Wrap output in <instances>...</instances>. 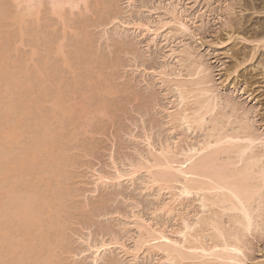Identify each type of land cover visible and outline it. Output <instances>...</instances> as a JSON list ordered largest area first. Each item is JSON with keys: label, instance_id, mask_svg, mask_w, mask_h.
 I'll return each instance as SVG.
<instances>
[{"label": "rangeland", "instance_id": "obj_1", "mask_svg": "<svg viewBox=\"0 0 264 264\" xmlns=\"http://www.w3.org/2000/svg\"><path fill=\"white\" fill-rule=\"evenodd\" d=\"M38 1L0 0V123L6 124L0 129L18 121L20 141L0 150V161L7 162L0 168L9 165L14 174V189L0 181V217L13 215L20 227L29 226L42 248L36 261L23 248L17 258L24 256L23 264H223L227 252H218L221 260L208 251L203 257L200 248L226 240L242 249L234 255L237 263L264 264V144L253 151L262 162L258 179L256 171L252 176L260 190L250 231L239 213L217 200L222 195H183L181 177L166 188L152 181L164 172L153 164L162 162L165 148L178 165L189 149L220 133L244 135L246 126L264 142V47L249 59L256 43L244 39H257L264 1L67 0L59 14L55 0ZM201 117L202 125L195 122ZM45 125L54 137L44 133ZM48 142L55 145L53 156L36 149ZM34 144L37 160L19 167ZM237 144L232 150L238 151ZM227 148L204 155L215 154L210 157L218 170L228 163L237 171L250 165V156L240 162L242 156ZM25 193L53 207V229L44 215L35 223V204L26 214L17 211L30 204ZM51 229L54 246L47 255L40 238ZM14 232L22 234L18 227ZM160 234L180 245L164 246ZM164 248L179 249L167 256ZM2 249L0 264L15 260Z\"/></svg>", "mask_w": 264, "mask_h": 264}, {"label": "bare ground", "instance_id": "obj_2", "mask_svg": "<svg viewBox=\"0 0 264 264\" xmlns=\"http://www.w3.org/2000/svg\"><path fill=\"white\" fill-rule=\"evenodd\" d=\"M36 1L37 2H39L38 0H31V2H32V4H34V2H35V4H36ZM256 1V0H255ZM264 1V0H263ZM30 2V1H29ZM54 2V1H53ZM69 2H71V1H69ZM67 0H55V3H54V6L56 7V11H55V13H57V14H59L60 13V10L63 8V6L66 4V3H69ZM31 4V6L33 7L34 5H32ZM74 4L75 5H77V2H74ZM253 4H254V2H253ZM31 7V8H32ZM35 7V6H34ZM256 7H257V5H256ZM264 7V6H263ZM36 8V7H35ZM255 8V7H254ZM253 9V8H252ZM257 11H258V9L257 8H255ZM254 10V9H253ZM62 11V10H61ZM262 11V10H261ZM261 14V13H260ZM260 23V22H259ZM258 23V24H259ZM180 25H181V27L183 28V29H185V30H187L188 29V27H187V25L185 24V23H183V22H181L180 23ZM247 25V24H246ZM257 34H255V35H257L256 36V38L258 39V38H260V39H254V41L253 40H250L249 41V39H246V38H244L245 40H248V42H250L251 44H254V43H256L254 46H253V55H249V59H254L255 57H257V55H258V53H259V51H258V49L260 50V48H262V47H260V45L262 44L263 45V47H264V23H261V25H260V30H257V32H256ZM255 38V37H254ZM252 39V38H251ZM256 40V41H255ZM261 45V46H262ZM262 56V55H261ZM252 57V58H251ZM264 57V56H263ZM1 65V67L3 68V66H2V64H0ZM4 69V68H3ZM2 70V69H1ZM201 73H203V72H205V68L204 67H201ZM3 71V70H2ZM198 74H200V71H199V73ZM203 91H205V92H203V93H206V94H208V93H210L212 90H209V89H203ZM216 99V98H215ZM32 104H33V102H31ZM37 105V104H36ZM213 105V104H212ZM37 107H38V105H37ZM215 107V106H214ZM25 114V113H24ZM199 119V118H198ZM203 117H201V120L199 119V120H197V121H195V122H198V123H201V125H202V122H203ZM1 120V122H2V120L3 119H0ZM16 122V121H15ZM205 122V121H204ZM197 123V124H198ZM5 124V123H4ZM4 124L2 123H0V125H1V127L2 126H4ZM6 125V124H5ZM11 125V123L9 124V126ZM19 125V122L17 121L15 124H13V125H11L10 127L9 126H7V129H6V131H2L1 129H0V144H2V146H3V149H0V150H4V145L3 144H5V145H9V146H12L13 147V143H16L17 145H19L20 144V141H16L17 139H18V134H17V126ZM46 126V125H45ZM44 126V128H45V130L44 131H46V132H44L46 135H47V131L49 130H47L46 128H47V126L45 127ZM0 127V128H1ZM49 128V127H48ZM244 135L243 134H241V135H243V136H241L240 134H238V135H230V134H225V133H220V136H218V138L216 139H214V142H212L213 141V139H212V141H209V142H207V144L206 143H204V145H202V147L200 148V146H199V148H191V149H189V151L188 152H185L184 154H186L187 156H188V159H187V161H185V162H183V163H181L180 162V164H178V165H175L176 163H179V161L177 162L176 160L175 161H173V160H171V155L169 156V154H171L170 153V149H169V151L168 150H166V148H165V150H162L163 152H161L162 153V156H161V154H160V156L162 157V162L161 161H158V159H155V160H157L154 164H153V166L156 168V169H158L159 170V173H160V170H161V168H163L164 170V172H161L160 173V176L158 177H156L154 174H153V172H151V174H152V176L151 177H153V176H155L153 179H152V181L154 182V183H159V184H161L162 183V185H164V183H165V188L169 185V184H172V183H174V182H177L178 180V178L177 177H181L182 178V180H184V181H182L184 184H182V186H183V190L181 191L182 193L181 194H183V195H186V196H190L192 193H195L196 192V194L198 195L199 194V196H201L200 194H202V199L204 198V199H207V192H208V194H209V192H210V195H209V198H210V196H212V197H219V195H222V197L220 198L219 197V199H217V200H219V201H221V202H225L226 203V205H223V204H221V207H222V205H223V207L224 208H226L225 210H231V211H233V212H236V213H239V216L244 220V226H245V228H246V230H248V231H250L251 230V228L254 226V216H253V203L254 202H256V195H258V193H259V190L260 189H258L259 187L257 186V184H255V183H253V181L255 180V178L254 177H252V176H255V174H257V169L259 168L258 166V164H257V162H262V161H259V159H257V158H260L261 159V157L259 156L258 157V155L256 154V153H254L253 154V151H254V148L256 147V146H258L259 144H261V145H263L264 144V142H262V140L261 141H259L258 140V138H257V136L256 135H253V133L251 134V131H249V130H251V129H249V127L248 126H246L245 128H244ZM250 132V133H249ZM46 135H43L44 137L46 136ZM42 136V137H43ZM48 136L49 137H54V136H52V132H50V130L48 131ZM49 137L48 138H46V139H48L49 140ZM50 138V139H51ZM45 139V138H44ZM44 139H42L43 141H44ZM36 140V139H35ZM40 140V139H39ZM37 141V143L38 142H40V141ZM47 140V141H48ZM209 140H211V139H209ZM46 141V142H47ZM35 143H36V141H35ZM234 143H239L240 145L238 146V151H234V150H232L234 147H236V146H233V145H236V144H234ZM40 144H42V143H39V145H37L38 147L36 148L35 146V144H34V146H33V148H30V149H26L27 148V146H26V148H22L23 149V151H24V149H26L27 151H26V154H24L23 152H21L22 153V155H18L19 157L20 156H23V154H24V157H21L22 159L21 160H19V157H18V160L20 161V162H18L19 164V167H22L24 164H32V163H34L35 162V160H37V154H36V152L34 151V150H36L37 149V151H39V150H42V152H46L47 153V155L49 154V155H51V156H53V153H54V147H55V145H54V143L53 142H48V143H46L45 145L43 144V146H42V148H41V146H40ZM203 144V143H202ZM221 145H226V147H228L227 149H228V151H232V152H238L237 153V155L240 157V156H242L241 157V160L239 159V161L240 162H244L245 160H247V161H249V163H250V165H247L246 163H244L245 165H247V166H245V168H244V166L243 167H241V168H243L242 170L240 169L239 171H237L238 170V168H233V167H230L231 165H228V164H230V163H228V164H226L225 166H223V165H221L222 166V168L224 169L225 167L227 168L228 166V168L227 169H231L229 172H231L232 171V173H230V174H228L227 173V171L224 169H222L219 165H218V167H219V170H218V168H216L217 167V165H216V167H214V165H215V162H216V160L214 161V159L213 158H211L210 156H211V154L212 153H210V155L208 156V155H204V154H206L207 153V151L208 150H211V149H213V147L215 148V147H217V146H221ZM231 147H229V146ZM238 145V144H237ZM1 146V145H0ZM31 147H32V145H31ZM233 147V148H232ZM7 148H9V147H7ZM34 148H36V149H34ZM13 149V148H12ZM229 149H231V150H229ZM22 151V150H21ZM25 152V151H24ZM41 152V151H40ZM209 152V151H208ZM2 152L0 151V156H3V154H1ZM21 153H19V154H21ZM46 153H45V155H46ZM38 154H39V152H38ZM214 154V153H213ZM212 154V155H213ZM217 154V153H216ZM250 154V155H249ZM257 155V157H256V155ZM46 155V156H47ZM159 156V157H160ZM168 156H169V158H168ZM214 156H215V154H214ZM245 156H246V158L248 157V156H250L249 158H245ZM164 157V158H163ZM158 158V157H157ZM215 158H216V156H215ZM2 158L0 157V160H1ZM17 159V158H16ZM165 159V160H164ZM3 160H5V159H3ZM17 160V161H18ZM164 160V161H163ZM246 162V161H245ZM0 163H1V165H3L4 163H5V165H6V161H3V164H2V161H0ZM254 163V164H253ZM156 164V165H155ZM5 165H3V167L5 166ZM233 165H234V163H233ZM251 165H252V167H251ZM257 165V166H256ZM3 167H1L0 169L1 170H3L2 172L0 171V181H5V182H7L8 183V186H10V187H8V189L10 188V189H14V187H13V185H12V183L11 182H9V180L10 179H13V175L14 174H11V172H10V168H9V165L8 166H6V168H4L3 169ZM19 167L16 169L17 171H18V169H19ZM256 167H258V168H256ZM256 168V169H255ZM151 169V168H150ZM153 169V168H152ZM220 169H222L223 171L221 172V170ZM232 169H237V170H232ZM255 169V170H254ZM226 171V172H225ZM256 171V173L255 174H253L254 172ZM135 173V171H132L131 173ZM137 172V171H136ZM149 172V174H150V171H148ZM263 172H264V170H263ZM130 173V174H131ZM158 173V174H159ZM163 173V174H162ZM9 174H11V176H8ZM150 174V175H151ZM121 175V174H120ZM119 175V176H120ZM129 175V174H128ZM136 175V174H135ZM132 176H134V174L132 175ZM258 176H260L259 174H257V178L256 179H258ZM11 177V178H10ZM17 177V174H16V176H15V178ZM122 177H124V176H121V177H119V178H122ZM150 177V176H149ZM150 177V178H151ZM10 178V179H9ZM29 177L27 176V178H25V179H28ZM8 179V180H7ZM33 179V178H32ZM254 179V180H253ZM60 179H58V181L57 182H59L58 183V185L60 184V181H59ZM151 180V179H150ZM11 181V180H10ZM152 181H150V183L152 182ZM15 182V181H14ZM54 182H56V181H53V183ZM178 182H180V181H178ZM181 182V183H182ZM4 183V182H3ZM6 184V183H5ZM151 184H153V183H151ZM26 185V184H25ZM161 185V186H162ZM52 186V182L49 184V187H51ZM53 186H55V184L53 185ZM61 184H60V188H58V186L56 187V188H54V187H52V189L54 190H59V189H61ZM13 187V188H12ZM164 187V186H163ZM26 188V187H25ZM58 188V189H57ZM27 189V188H26ZM29 189H35V188H28V190L27 191H29ZM24 191H25V189H23ZM22 190V191H23ZM54 190V191H55ZM8 191V190H7ZM20 191V190H19ZM22 191H20V192H22ZM27 191H25V192H27ZM20 192H19V194H18V192H16L18 195H20ZM56 192V191H55ZM16 193H15V196H17L16 195ZM211 193H214V194H212L211 195ZM23 195H24V192L22 193ZM26 195L24 196V197H26V198H28L30 195H29V193H28V197H27V193H25ZM54 194H56V196H58L59 195V192L57 193H54ZM15 196H14V200L17 198L18 199V196L15 198ZM19 197H21V196H19ZM23 197V198H24ZM32 197V196H31ZM31 197H29V199L31 198ZM214 197V198H215ZM215 198V199H216ZM10 199V198H9ZM13 199V198H12ZM28 199V200H29ZM34 198H32V199H30L28 202L30 203V204H28L26 207H25V203H24V199H23V202L22 203H24L22 206H19V207H21L20 209H19V207H17V211L18 212H22V213H28L29 212V210H32L33 208H34V204H35V207H36V209H38V211H40V212H38V213H35V214H33L34 215V219H35V223L36 222H40V220L42 219V217H43V215L45 216V217H48V221L49 222H45V225H46V227L47 228H49V226H50V228H52L53 229V227L55 226V220L53 219L54 217V214H53V207H51V205H47L46 203H45V201H44V199H42V200H40V198H38L37 200H33ZM13 200V201H14ZM207 200H209V199H207ZM207 200H203V202L204 201H207ZM216 200V201H217ZM25 201H27V200H25ZM33 201V202H32ZM210 201H213V200H210ZM209 201V202H210ZM15 202H16V200H15ZM31 202L33 203V204H31ZM218 202V201H217ZM215 203V204H218V203H221V202H218V203ZM205 203V202H204ZM212 203V202H211ZM230 205H229V204ZM212 204H214V203H212ZM227 204H228V207H226L227 206ZM3 205V203H2V200L0 199V206H2ZM32 205V209H31V206ZM24 207V208H23ZM28 207H30V208H28ZM16 214V213H15ZM18 214L19 213H17V217H18ZM7 215V214H6ZM5 215V216H6ZM9 215V214H8ZM6 216V218H1L0 217V249H2L3 247H7V251H9L10 252V254H15V255H12V257H14V259L15 260H18L19 259V261L20 262H18V264H23V258H24V256H23V258H17V257H19L16 253L20 250V249H22L23 248V250H20V252L22 253V254H27L28 255V257H30L29 259L31 260V259H33V260H31V261H36V259L34 258V256L36 255V252L38 251V253L41 251V249L40 250H38L39 249V245L37 246V243H35L36 241H38V240H36L33 236V234H34V232L32 231V229L29 227V226H26V227H20V225H21V223H20V220H15V219H13L14 217H13V215L12 216ZM0 216H2V215H0ZM12 217V218H11ZM6 219V220H5ZM49 219H51V220H49ZM53 219V220H52ZM20 224H19V223ZM46 223H49L48 224V226H47V224ZM52 224H54V226L52 225ZM51 225L53 226V227H51ZM41 226H43L42 224H41ZM18 227V229L22 232V234L20 235V236H18V237H15L16 236V234H18V233H16V232H14V229L15 228H17ZM21 228V229H20ZM42 228V227H41ZM47 228H45V229H47ZM187 228H189V227H187ZM44 229V230H45ZM52 229H51V231L49 232H46L45 231V233H43V235H42V233H41V240H40V242H43V244L45 243L47 246H48V248H46L47 250V253L49 252V254H47V255H51V252H52V250H53V246H52V241L51 240H53V239H51V238H53V237H51V232H52ZM18 231V230H17ZM54 231V230H53ZM56 233H57V231H55ZM20 233V232H19ZM55 233V234H56ZM222 233V232H221ZM14 234H15V236H14ZM19 235V234H18ZM54 235V233L52 234V236ZM162 237H160V239H163L164 240V242L165 243H162L164 246H171L172 248L173 247H175V246H179V245H177V244H175V243H177V242H174L173 243V241H171L169 238H167L165 235L163 236L162 234H160ZM21 236L23 237V239L21 238ZM55 236V235H54ZM15 237V238H14ZM17 238H21V239H18V240H16ZM33 239H35V241L33 240ZM55 239V238H54ZM20 240V241H19ZM223 243H225V244H223ZM238 243V242H237ZM234 244V243H228V241H226L225 240V242H222V245H220L219 243V245L217 244H215V246H214V249H212V247L210 248V250H211V252H210V250H207L205 247H202V248H200V252H201V254H202V256L203 257H206L207 255V253L209 252V254L208 255H213V256H215V257H217V256H219V254H218V252L219 253H222L223 251H221V250H224L225 252H227V262H226V256H224L225 258H223V259H225V262L224 261H221V262H223V264H241L240 262H238L237 263V261L235 260V258H236V256H234L235 255V253H236V255L238 254V253H240V252H242V249H241V247H240V245L239 244ZM35 244H36V246H35ZM56 245V244H55ZM105 246H107V244H103L102 245V247H105ZM43 247V246H42ZM37 248V249H36ZM182 248V247H181ZM180 248V249H181ZM4 249V248H3ZM2 249V252L4 251L5 253H4V255L6 254V252L7 251H5V250H3ZM9 249V250H8ZM101 249V247H98L97 248V253L99 252V250ZM165 249V248H164ZM167 249H169V248H167ZM175 249H177V248H175ZM174 249V250H175ZM179 249V248H178ZM178 249L177 250H175L174 252H177L178 251ZM162 250H163V248H162ZM166 250V249H165ZM164 250V251H165ZM170 250H171V248H170ZM170 250L168 251V250H166L165 252H166V255H167V253L171 256V254L173 253L174 254V252H172L173 251V249H172V251H171V253H170ZM218 250H220V251H218ZM1 251V250H0ZM168 251V252H167ZM208 251V252H207ZM1 252V253H2ZM24 252V253H23ZM43 252V251H42ZM41 252V253H42ZM231 252V253H230ZM38 253H37V255H38ZM44 253V252H43ZM42 253V254H43ZM215 253H217L218 255H215ZM224 253V252H223ZM230 253V254H229ZM42 254H40V255H42ZM9 255V254H8ZM7 255V256H8ZM21 255V254H20ZM36 255V256H37ZM39 255V257H41ZM169 255H167V256H169ZM175 255V254H174ZM179 255V254H178ZM231 255V256H230ZM7 256H5V257H7ZM22 256V255H21ZM177 256V255H176ZM234 256V257H233ZM238 256V255H237ZM9 258L11 257L10 255L8 256ZM17 259H16V258ZM39 257H36L37 258V260H39ZM172 257H174V256H172ZM177 257H179V261H181V257H182V255H179V256H177ZM177 257H174L173 259H175V258H177ZM183 258L184 257H182V260H183ZM218 258H221L220 256L218 257ZM7 259L8 258H5V264L7 263V264H10V263H8V261H7ZM13 259V258H12ZM12 259H8L9 260V262L11 261V264L12 263H14V261L15 260H12ZM25 259H27V260H29L27 257H25ZM222 258H221V260H223ZM236 259H238V258H236ZM1 260H4V257L2 256L1 257ZM0 260V261H1ZM7 261V262H6ZM175 261H177V260H175ZM239 261V260H238ZM16 262V261H15ZM4 263V262H3ZM2 263V264H3ZM29 263H30V261H29ZM212 263V262H211ZM16 264V263H15ZM24 264H27V263H24ZM215 264H218V262H215ZM219 264H222V263H220L219 262Z\"/></svg>", "mask_w": 264, "mask_h": 264}]
</instances>
